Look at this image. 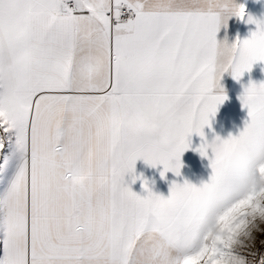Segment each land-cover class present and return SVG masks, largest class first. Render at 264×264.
Instances as JSON below:
<instances>
[{"label": "snow or ice", "instance_id": "6c2138e0", "mask_svg": "<svg viewBox=\"0 0 264 264\" xmlns=\"http://www.w3.org/2000/svg\"><path fill=\"white\" fill-rule=\"evenodd\" d=\"M233 16L234 0H0V264H264V107L246 102L264 82L238 97V135L203 131L221 76L264 62V18L217 41ZM193 133L208 181L153 193L136 161L179 176Z\"/></svg>", "mask_w": 264, "mask_h": 264}, {"label": "crops", "instance_id": "0c3cea01", "mask_svg": "<svg viewBox=\"0 0 264 264\" xmlns=\"http://www.w3.org/2000/svg\"><path fill=\"white\" fill-rule=\"evenodd\" d=\"M234 3L237 5H243L245 8V16L242 19H239L235 16L230 17L227 21V26L224 27L223 25L220 27L219 31L216 34V39L218 42H226L228 45L233 44L235 41L240 40L243 41L250 37L251 32L256 30L255 24L246 23L247 17L251 15L256 19L264 18V0H234ZM122 12H127L126 10H121ZM128 13V12H127ZM127 18H122L121 20H127ZM264 62H256L250 72H245L239 81H236L232 78L230 72H225L219 81L220 86L223 88L227 99L218 107V111L221 114L219 119L221 128H232L237 130H243L245 126V121L248 120L247 109L242 107L240 100L238 97L243 93L245 87H247L249 81L251 80L254 83L264 82ZM219 89H213V92H218ZM214 119L212 122H216ZM211 123V121H210ZM214 124H211V127H214ZM219 126V127H220ZM208 126H205L203 130H207ZM205 133V131H204ZM210 134V133H209ZM209 134H205V139L210 143V136ZM239 134V133H237ZM194 133L191 135V145L188 150H186L181 156V163L182 167L180 169V175L176 176L172 172H169L166 175L168 189L165 192L169 194V187L170 184L175 181L176 183H183L184 181L189 182V175L185 174V170L188 168V162L184 167V162L182 159H188L192 152H194V146L197 143H201L200 140L196 141V138L193 136ZM185 156V157H184ZM162 165H157L156 167H150L146 165L143 160H137L135 163V175L137 176H155V183L152 186L148 184V188H155L153 193L164 195V188L167 185H163V179L161 178V171L163 170ZM179 178V180H178ZM125 181H129V177L125 176ZM191 184H193V179H191ZM131 190L137 193L140 196L146 195V192L143 191L141 186V180L137 179L134 183H130ZM142 194V195H141ZM167 197V196H166Z\"/></svg>", "mask_w": 264, "mask_h": 264}, {"label": "rangeland", "instance_id": "374dc122", "mask_svg": "<svg viewBox=\"0 0 264 264\" xmlns=\"http://www.w3.org/2000/svg\"><path fill=\"white\" fill-rule=\"evenodd\" d=\"M220 117H221V114L219 112L218 113L216 112L214 118L211 119V124L215 123L214 127H212V128L208 127L207 130H203V131H205L206 135L210 133L209 134L210 141H212L216 136L220 137L221 139H226V138H228V136L230 134L232 136H236V135H238L237 133L242 131L240 129L237 130V129H232V128H221L220 121H219ZM214 119H217V120H215L216 122H212ZM193 136L196 138V141L200 140V137L198 135H196L195 133ZM200 144L201 143H199L197 141L194 148L197 149ZM195 149H194V152H192L191 155L189 156L190 157L189 161H188V159H186L187 157L185 159H182V160L184 162V167L186 166V164L188 162V168L184 169V170H185V174L189 175V183H191V179H193V184L196 186H199L202 182H207L209 179V176L211 175V168L209 166V158L211 157L212 154H211V150L209 149L207 157H202L198 151H195ZM162 168L163 167H161V169ZM167 173H169V172H167ZM167 173H165V174H167ZM142 179L147 181V185L151 184L153 186L155 183L156 177L155 176H152V177L151 176H144V177H142ZM162 179H163V185L164 186L169 183V182L167 183L168 178L166 177V175H164V177ZM178 180H179V178H178ZM167 189H168V185L165 186V188H164L163 193H164L165 197L169 195L168 193L167 194L165 193L167 191ZM154 190H155V188H151L152 192ZM143 191H144V189L142 190V192ZM261 239H264V236H258V241H257L258 247H259V241ZM260 251L262 254H264V249H260ZM257 259L259 260V256L257 257Z\"/></svg>", "mask_w": 264, "mask_h": 264}, {"label": "clouds", "instance_id": "9594fccd", "mask_svg": "<svg viewBox=\"0 0 264 264\" xmlns=\"http://www.w3.org/2000/svg\"><path fill=\"white\" fill-rule=\"evenodd\" d=\"M227 48L228 46L225 45L220 46V52L222 55H225L227 53ZM246 102L253 108L264 107V92L257 91L251 95L246 96ZM246 154L250 159L254 158L257 155L254 148H248ZM247 175H249V179L239 181V184L241 186L249 187L253 181H257L258 183V177L255 172L247 173Z\"/></svg>", "mask_w": 264, "mask_h": 264}, {"label": "built area", "instance_id": "2783aa9c", "mask_svg": "<svg viewBox=\"0 0 264 264\" xmlns=\"http://www.w3.org/2000/svg\"><path fill=\"white\" fill-rule=\"evenodd\" d=\"M129 15H128V13L127 12H122V18H127Z\"/></svg>", "mask_w": 264, "mask_h": 264}]
</instances>
